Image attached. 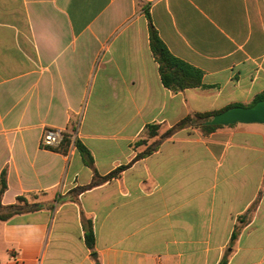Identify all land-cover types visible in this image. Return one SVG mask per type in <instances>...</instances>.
I'll use <instances>...</instances> for the list:
<instances>
[{"label": "crops", "instance_id": "1", "mask_svg": "<svg viewBox=\"0 0 264 264\" xmlns=\"http://www.w3.org/2000/svg\"><path fill=\"white\" fill-rule=\"evenodd\" d=\"M147 13L201 86L164 85ZM262 94L264 0H0L2 204L30 207L0 264H264V124L163 137Z\"/></svg>", "mask_w": 264, "mask_h": 264}, {"label": "trees", "instance_id": "2", "mask_svg": "<svg viewBox=\"0 0 264 264\" xmlns=\"http://www.w3.org/2000/svg\"><path fill=\"white\" fill-rule=\"evenodd\" d=\"M148 14V18L150 20V46L151 50L153 52V55L156 59V61L159 64V70L160 75L162 78V81L164 85L168 88H170L174 92L182 91L189 87H199L202 85V78L203 73L198 68L188 64L187 62L179 59L175 55H173L164 41L160 38L158 31L151 23L150 15ZM264 100V94L257 97L250 105H243L242 107L246 106H253L256 103ZM238 107V106H232L228 107L227 109ZM225 109V110H227ZM223 110V111H225ZM222 111H213V112H205V113H194L191 115H188L183 120H181L177 125L172 127L170 130L165 132L163 134V137H167L171 133L186 127V126H194L199 129H201L205 133H209L212 130H214L217 127H220L222 125H211L209 124V121L213 118L214 115L220 113ZM159 126L158 125H148L147 127V137L150 138L152 136H155L158 134ZM147 139H140L137 144L146 143ZM157 148L156 146L149 147L146 151L140 154L146 155ZM119 171V170H118ZM118 171H115L113 173H110L106 177H103L102 180H107L110 177L116 175ZM98 181L92 182L89 186L81 187L78 189L84 190L87 188H91L94 186ZM7 188V183L5 176L3 175L0 180V220L7 221L11 217H13L16 214H19L25 210H29L28 203H23L26 201L24 197L18 198V203L10 204V205H3L2 204V196ZM250 218L248 217V214L244 215V220H242L243 223H246ZM234 237H236V234H234ZM86 243L91 248L94 249L95 246V235L94 230L92 227L91 222L86 223V233H85ZM219 264H226V260H222Z\"/></svg>", "mask_w": 264, "mask_h": 264}, {"label": "water", "instance_id": "3", "mask_svg": "<svg viewBox=\"0 0 264 264\" xmlns=\"http://www.w3.org/2000/svg\"><path fill=\"white\" fill-rule=\"evenodd\" d=\"M235 123L264 124V100L253 106H238L222 111L209 121L211 125H231Z\"/></svg>", "mask_w": 264, "mask_h": 264}, {"label": "built area", "instance_id": "4", "mask_svg": "<svg viewBox=\"0 0 264 264\" xmlns=\"http://www.w3.org/2000/svg\"><path fill=\"white\" fill-rule=\"evenodd\" d=\"M63 130L60 128H45L42 133L41 142L44 146H57L63 140Z\"/></svg>", "mask_w": 264, "mask_h": 264}]
</instances>
